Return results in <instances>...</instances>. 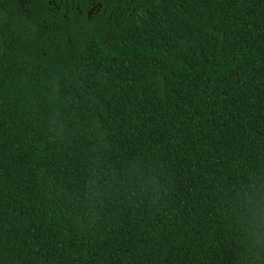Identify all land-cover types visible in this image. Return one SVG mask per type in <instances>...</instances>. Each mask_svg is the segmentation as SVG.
<instances>
[{"label": "trees", "instance_id": "1", "mask_svg": "<svg viewBox=\"0 0 264 264\" xmlns=\"http://www.w3.org/2000/svg\"><path fill=\"white\" fill-rule=\"evenodd\" d=\"M253 185L264 0H0V264H242Z\"/></svg>", "mask_w": 264, "mask_h": 264}, {"label": "clouds", "instance_id": "2", "mask_svg": "<svg viewBox=\"0 0 264 264\" xmlns=\"http://www.w3.org/2000/svg\"><path fill=\"white\" fill-rule=\"evenodd\" d=\"M99 179L100 177H97V180ZM90 183L100 187L96 181ZM253 191L256 195L247 198V205L250 209L247 215L251 217L247 222L252 227L244 228L240 233L241 246L244 248L240 254L242 264H264V207L261 206V202H264V190L253 185Z\"/></svg>", "mask_w": 264, "mask_h": 264}]
</instances>
